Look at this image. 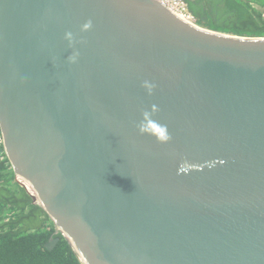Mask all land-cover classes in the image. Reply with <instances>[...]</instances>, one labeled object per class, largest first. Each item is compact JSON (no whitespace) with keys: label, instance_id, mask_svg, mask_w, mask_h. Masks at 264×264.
<instances>
[{"label":"water","instance_id":"obj_1","mask_svg":"<svg viewBox=\"0 0 264 264\" xmlns=\"http://www.w3.org/2000/svg\"><path fill=\"white\" fill-rule=\"evenodd\" d=\"M0 131L82 264H264V36L158 0H0Z\"/></svg>","mask_w":264,"mask_h":264},{"label":"trees","instance_id":"obj_2","mask_svg":"<svg viewBox=\"0 0 264 264\" xmlns=\"http://www.w3.org/2000/svg\"><path fill=\"white\" fill-rule=\"evenodd\" d=\"M206 28L264 36V0H186ZM1 135V131H0ZM58 237L52 249L50 238ZM0 264H82L48 214L33 202L8 158H0Z\"/></svg>","mask_w":264,"mask_h":264},{"label":"built area","instance_id":"obj_3","mask_svg":"<svg viewBox=\"0 0 264 264\" xmlns=\"http://www.w3.org/2000/svg\"><path fill=\"white\" fill-rule=\"evenodd\" d=\"M158 1L161 2L165 7L171 10L178 17L185 20L186 22L198 27H203L198 23V20L195 17V15L189 11L187 4L184 0H158ZM3 156L5 158H8L4 146V139L2 135H0V158H2Z\"/></svg>","mask_w":264,"mask_h":264},{"label":"clouds","instance_id":"obj_4","mask_svg":"<svg viewBox=\"0 0 264 264\" xmlns=\"http://www.w3.org/2000/svg\"><path fill=\"white\" fill-rule=\"evenodd\" d=\"M86 27H87V25H86ZM140 130L142 132H146V131H149V128H146L142 124L140 127ZM152 130H154L156 132V134L158 135V137L161 141H166L167 139H169V137L165 134V131L163 128H157L155 125H152Z\"/></svg>","mask_w":264,"mask_h":264},{"label":"flooded vegetation","instance_id":"obj_5","mask_svg":"<svg viewBox=\"0 0 264 264\" xmlns=\"http://www.w3.org/2000/svg\"><path fill=\"white\" fill-rule=\"evenodd\" d=\"M185 2H186V0H184ZM186 4H187V2H186ZM187 7H188V5H187ZM190 11V10H189ZM191 12V11H190Z\"/></svg>","mask_w":264,"mask_h":264}]
</instances>
